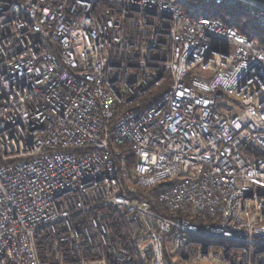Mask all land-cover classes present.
I'll use <instances>...</instances> for the list:
<instances>
[{
    "label": "built area",
    "instance_id": "1",
    "mask_svg": "<svg viewBox=\"0 0 264 264\" xmlns=\"http://www.w3.org/2000/svg\"><path fill=\"white\" fill-rule=\"evenodd\" d=\"M177 2L264 30L257 0H0V264H264V47Z\"/></svg>",
    "mask_w": 264,
    "mask_h": 264
},
{
    "label": "trees",
    "instance_id": "2",
    "mask_svg": "<svg viewBox=\"0 0 264 264\" xmlns=\"http://www.w3.org/2000/svg\"><path fill=\"white\" fill-rule=\"evenodd\" d=\"M176 4L182 7L184 14L190 18L202 15L212 18L217 17L221 19L225 25L237 28L242 35L254 40L257 47H264V30L260 29L254 21L238 7L227 5H206L203 6V9H201L193 4H189L190 6H188L184 2H177ZM221 47L222 44L216 42L213 49L217 50V48L221 49ZM167 85L168 82L166 81L161 87L147 92L138 101L139 105L136 108L143 110L153 104L156 98H158L160 94L167 89ZM119 149L121 153L125 155V159L123 161L116 160V165L119 170H122L131 165L132 154L128 152L127 146H121ZM120 185L121 192L131 202L136 203L141 199H147L155 213L164 215L161 206L156 201V195L162 190L164 184H159L151 189L138 187L130 181H121Z\"/></svg>",
    "mask_w": 264,
    "mask_h": 264
},
{
    "label": "rangeland",
    "instance_id": "3",
    "mask_svg": "<svg viewBox=\"0 0 264 264\" xmlns=\"http://www.w3.org/2000/svg\"><path fill=\"white\" fill-rule=\"evenodd\" d=\"M200 8L203 9V6H202V7L200 6ZM204 74H206V72H201V71H199V70H194V71L191 73V75H192L193 77L203 76ZM138 105H139V104H138V102H137V104L133 105V107H137ZM171 252L173 253V248H171Z\"/></svg>",
    "mask_w": 264,
    "mask_h": 264
},
{
    "label": "water",
    "instance_id": "4",
    "mask_svg": "<svg viewBox=\"0 0 264 264\" xmlns=\"http://www.w3.org/2000/svg\"><path fill=\"white\" fill-rule=\"evenodd\" d=\"M257 1H259V2H261V3H263V4H264V0H257Z\"/></svg>",
    "mask_w": 264,
    "mask_h": 264
}]
</instances>
